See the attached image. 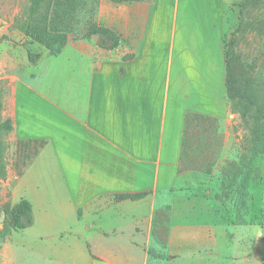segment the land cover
Returning a JSON list of instances; mask_svg holds the SVG:
<instances>
[{
	"label": "crops",
	"instance_id": "0c3cea01",
	"mask_svg": "<svg viewBox=\"0 0 264 264\" xmlns=\"http://www.w3.org/2000/svg\"><path fill=\"white\" fill-rule=\"evenodd\" d=\"M181 1L174 10V0H100L97 18L117 33L115 48L68 37L57 55L71 61V86L54 93L36 86V71L15 78L20 97L2 115L11 132L42 144L12 191L33 193L29 227L42 204L36 193H54L60 217L38 219L37 252L49 264L262 262L260 225L232 224L178 183L185 114H228L224 59L207 39L221 10L216 2L212 18L204 12L197 24L184 16L179 41ZM39 46L37 65L56 56ZM46 152L53 183L34 184L33 162ZM139 192L147 194L115 199Z\"/></svg>",
	"mask_w": 264,
	"mask_h": 264
},
{
	"label": "rangeland",
	"instance_id": "374dc122",
	"mask_svg": "<svg viewBox=\"0 0 264 264\" xmlns=\"http://www.w3.org/2000/svg\"><path fill=\"white\" fill-rule=\"evenodd\" d=\"M144 1V0H141ZM168 1V0H167ZM242 0H182L178 9L176 18V29L178 40L182 34V19L187 18L191 23L197 24L198 19L206 12V20L212 18V11L216 2L221 15H217L218 30L217 32L208 31L207 39L214 40V57L217 59L223 54L222 39H228L230 33L238 25L239 3ZM94 17L90 20L93 25L101 26L107 29L104 24L100 23L97 18L98 6ZM133 2V1H132ZM178 0H174V10L177 8ZM205 2V3H204ZM29 0H0V89L3 91V111L4 115L9 108L15 104L16 96L20 97V90L12 91L11 86L15 85L17 77H25L36 71V86L55 91L70 88L71 86V61L64 56H48L43 58L38 65L30 64L27 60L26 50L33 52L38 51L35 46L39 44L30 43L23 32V26L27 20V8ZM89 14L86 10H81L77 19L72 23V30L68 37L73 39L82 38L95 41L97 45L101 40L100 34L96 39L92 34L89 38L84 36L91 31V26L87 22ZM204 18V16H203ZM211 23V22H210ZM179 27V28H178ZM241 31L237 36L235 50L239 59L245 63H253L256 68L264 65V0H258L255 4L249 5L243 11V22ZM112 30V29H110ZM113 31V30H112ZM116 35L117 33L113 31ZM118 36V35H117ZM119 38V37H118ZM41 53V52H40ZM37 65V66H36ZM36 66V67H35ZM225 70V69H224ZM28 81V80H27ZM8 84H10V93L8 95ZM7 95V96H6ZM228 114L218 120L217 124L222 132V151L217 165L213 166L212 175H206L198 168L204 167V162L200 158L195 163L183 162V178L178 183L188 185L190 189L199 193L201 201L218 208L228 209L229 202L221 205L215 200L214 194L219 191L218 184L221 169L227 167L230 162H236L242 153V145L249 138V133L238 113H232L226 100ZM255 107L251 106L248 124L253 125L255 122ZM2 113V112H1ZM1 115L2 118L5 116ZM264 120V118H262ZM2 138L8 148L5 151V178H0V228H3L6 220L4 207L10 206L20 198H26L27 194L32 196L33 193L24 192L23 186L12 191L16 178L21 174L24 168L32 162L34 155L40 148L39 141L31 138L20 137L17 133H1ZM190 153L196 155V151L187 149ZM200 152H198V155ZM209 158V156H205ZM252 169L246 172L245 179L249 182V199L245 204L249 209L247 215L242 219L259 222L260 217L257 214L264 211V156L255 158L252 163ZM193 168V169H192ZM31 172L32 183L50 184L53 183L54 161L49 153L39 156L32 165ZM210 189V191H207ZM42 196V204L36 209V223L23 230L9 229L7 234L0 239V264H49L48 259L39 256L37 246L40 242L41 235L38 219H42L47 212L52 218L60 217L58 206L56 205L53 192L36 193ZM69 217V216H68ZM241 218V217H240ZM264 219V218H263ZM241 220V219H240ZM257 250V248H255ZM257 254V251H256ZM262 262L264 264V243H262Z\"/></svg>",
	"mask_w": 264,
	"mask_h": 264
},
{
	"label": "trees",
	"instance_id": "16d2710c",
	"mask_svg": "<svg viewBox=\"0 0 264 264\" xmlns=\"http://www.w3.org/2000/svg\"><path fill=\"white\" fill-rule=\"evenodd\" d=\"M113 3L132 2L141 0H109ZM258 0H242L239 3L238 25L228 39L223 38V54L225 69V98L232 113H238L248 130L249 138L242 145V153L236 162H230L227 167L221 169L218 188L214 194L215 200L221 205L229 202L228 209L218 208L212 205L216 215L229 219L232 224H258L264 229V211L257 214L259 222L242 219L249 213L247 204L250 195L249 182L245 179L247 171L252 169L255 158L264 156V65L256 68L253 63H245L239 59L235 46L236 34L241 31L243 11ZM98 0H29L27 8V20L23 26L24 34L29 37L28 42H37L48 49L51 55H57L67 42L68 33L72 30V23L77 19L81 10H86L90 24L94 17ZM91 31L84 34L90 37L92 34H100L99 46L113 49L119 43L118 36L110 29L90 24ZM27 60L30 64H36L40 57L39 52L26 50ZM3 91L0 89V132L10 133L13 129L10 117L2 118ZM254 106L255 123L248 124L250 108ZM219 119L209 115L188 112L184 116V136L182 142V156L178 172L183 170V162L195 163L199 158L204 162V167L198 168L206 175H212L214 165H217L222 151V132L217 122ZM42 143V142H41ZM8 146L0 138V178H5V151ZM196 151V155L187 151ZM198 152L200 154L198 155ZM209 156V158H205ZM193 169V168H192ZM189 188V187H188ZM210 191V189H207ZM192 196H199L198 191L190 189ZM146 192L116 194V200H136L146 196ZM6 220L3 228H0V239L9 229L22 230L33 223L32 205L24 197L10 206L4 207ZM241 217V218H240ZM241 219V220H240Z\"/></svg>",
	"mask_w": 264,
	"mask_h": 264
},
{
	"label": "water",
	"instance_id": "95a60500",
	"mask_svg": "<svg viewBox=\"0 0 264 264\" xmlns=\"http://www.w3.org/2000/svg\"><path fill=\"white\" fill-rule=\"evenodd\" d=\"M98 37V35L94 34L93 38L96 39ZM0 225H2V223H0Z\"/></svg>",
	"mask_w": 264,
	"mask_h": 264
}]
</instances>
